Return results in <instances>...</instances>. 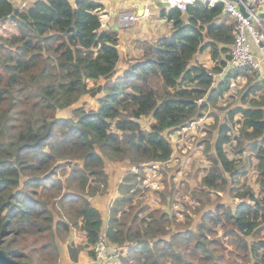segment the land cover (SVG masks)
<instances>
[{"label":"trees","instance_id":"obj_1","mask_svg":"<svg viewBox=\"0 0 264 264\" xmlns=\"http://www.w3.org/2000/svg\"><path fill=\"white\" fill-rule=\"evenodd\" d=\"M19 2L0 0V248L22 264H35L32 250L53 261L63 247L58 233L70 230L65 218L71 217L72 225L80 222L92 256L104 220L91 197L108 192V159L139 168L120 184L106 228L111 243L129 244L121 264H264V78L246 68L214 79L234 40L222 5L196 1L184 13L163 11L173 19L171 33L134 39L139 55L123 66L119 33L104 27L100 0ZM206 48L221 65L208 69L193 62ZM241 77L249 86L229 113L231 119L241 114L234 156L224 148L231 125L220 123L207 145L210 165L191 190L200 207L213 201L214 208L196 224L186 213L187 223L178 221L174 230L166 210L149 225L122 220L120 210L131 214L137 206L146 179L140 171L171 160L175 148L168 134L202 119ZM86 94L96 107L76 105ZM149 116L146 127L141 118ZM251 166L258 191L244 179ZM225 191L240 201L227 204ZM144 210L137 206L135 216ZM41 239L47 240L34 245ZM67 247L74 264H84L79 247Z\"/></svg>","mask_w":264,"mask_h":264},{"label":"rangeland","instance_id":"obj_2","mask_svg":"<svg viewBox=\"0 0 264 264\" xmlns=\"http://www.w3.org/2000/svg\"><path fill=\"white\" fill-rule=\"evenodd\" d=\"M35 0H20L19 3H30ZM75 3V2H73ZM109 13L105 12L104 9L101 13L102 16L106 17ZM264 17V12H263ZM116 22V17H115ZM103 23V22H102ZM163 26V24H162ZM161 26V28H162ZM5 26H1V31H4ZM138 27H140V36H138ZM164 27V26H163ZM144 26L142 24H138L135 27H125L124 28V37L123 41L121 40V55H122V65L127 66L135 57L139 55L137 49L133 48L134 39L138 37H146L147 34H144ZM129 36V37H128ZM151 37V36H150ZM152 38H156L153 36ZM200 55H195L193 60L194 63H206L207 65H213L212 58L206 60L205 58L201 59ZM91 85H93L92 81H90ZM249 83L246 80L236 79L232 80V84H230L229 91L225 93L224 97L219 98L217 104H211L204 110L203 118L195 121L189 127H186L181 130H176L175 132L168 134L170 139L173 141V146L175 148L174 153L170 161L165 163H156L149 164L144 167V169H140L139 171L143 174V177L146 179L143 181L141 179L142 184L139 185L138 195L135 197L134 202L137 206L142 205L145 207V210L136 215V208L132 209V213L126 214L125 211L119 212V217L122 220L127 222H131L134 218L136 221V226L141 224H148L152 220L154 214L159 211H168L172 216V219L169 221L170 227L172 230L178 226V221L182 223H187L186 213H190L191 216L194 217L196 224L197 220L200 216L214 208L215 204L212 201L210 204L205 207H200L197 203H195L191 198V190L199 184L201 176L204 174L205 169L210 165L207 159V151L210 141H214L217 135L218 125L220 123H230V131L229 137L230 141L224 144V148L228 151L229 155L233 157V153L231 152L232 145H234L235 138L238 136V132L240 129V117L241 114L238 113L235 115L233 119L230 118L229 113L231 109H233L236 105H239L241 102V96L243 92L248 88ZM242 103V102H241ZM85 105L88 107H96L97 101L94 97L86 94L81 97V99L76 103V105ZM71 108L65 109L62 111L63 114H69ZM153 120V117H143L141 118V122L149 127L150 122ZM209 139V140H208ZM249 155V159H252L255 162V158L252 157L253 154H245ZM107 165L111 172H117L118 167L114 162L107 159ZM111 161V162H109ZM117 163V162H116ZM121 167H125V164H120ZM139 168L136 167L135 171ZM131 171L127 168L121 171V180L124 177L134 178V176L129 173ZM114 174V173H113ZM62 176V173L58 174ZM142 177V178H143ZM164 179H171L174 186L171 185L166 186ZM245 181L247 183L252 184L256 187V190H259V183L256 180H259L257 175L255 174L253 167L251 166L250 171L247 175H245ZM120 182H118L120 189ZM161 183H163L164 187H160ZM110 185V184H109ZM162 186V185H161ZM109 187V186H108ZM114 186H111V190H113ZM109 190V189H108ZM223 195V200L227 202V204L234 205L235 203L240 201V196L230 195L228 191L221 192ZM108 195V194H106ZM217 195L213 193L211 196L212 200L216 199ZM95 198V197H94ZM92 199V197H91ZM92 201V200H91ZM93 203V202H92ZM59 203H55L54 205V213L59 216L61 210L59 208ZM66 222L69 224L70 230H63L58 233L59 243H63V247L60 251L59 258L51 261L49 257H47L44 253L36 250L30 251V255L33 258L35 264H74L72 261L66 263V259H70V254L68 253V247L70 243L78 246L81 255L80 261L84 264H93L90 261V258H87L85 252L87 250V242L85 238L84 230L80 226V222L78 221L77 225L71 224V217H66ZM193 224V225H195ZM104 226V224H103ZM102 234L105 235V229L103 228ZM102 235V236H103ZM67 237L64 241L63 239ZM47 239L37 240L34 245H38L43 243ZM63 240V241H62ZM19 242V241H18ZM128 245H120L118 247L117 253H112L110 257L109 264H121L122 256H125L128 252ZM226 250L228 258H232L233 254L230 252L231 246ZM89 249V247H88ZM81 256H85L82 258ZM21 262V261H20Z\"/></svg>","mask_w":264,"mask_h":264},{"label":"built area","instance_id":"obj_3","mask_svg":"<svg viewBox=\"0 0 264 264\" xmlns=\"http://www.w3.org/2000/svg\"><path fill=\"white\" fill-rule=\"evenodd\" d=\"M196 1L208 5L220 3L224 15L223 20L233 23L234 40L231 44L230 56L222 65V71L214 74V79H220L232 69L246 68L256 70L264 78V67L262 66V60H264V17L262 15L264 0H121V8L117 11L115 24L117 28L134 27L143 14H151L153 7H161V10L166 12L172 8H178L184 13L188 5ZM240 3L247 15L241 10ZM163 17L165 21L172 24L173 19H168L165 15ZM104 18L101 15L103 25ZM212 63V66L203 64L208 69H212L216 64L221 65L220 60H212ZM117 246L109 241L105 231V235L101 236L92 246L94 254L90 256V261L93 264H109L111 254L118 252Z\"/></svg>","mask_w":264,"mask_h":264},{"label":"crops","instance_id":"obj_4","mask_svg":"<svg viewBox=\"0 0 264 264\" xmlns=\"http://www.w3.org/2000/svg\"><path fill=\"white\" fill-rule=\"evenodd\" d=\"M100 2L103 3V5H104L103 6L104 11L109 13L108 16H106L104 18V27L105 26L107 27L110 25L115 27V30H117L119 33L120 39L123 41V37H124V31L123 30H124V28H117V26L115 24V17L117 15V11L121 8V0H100ZM162 12H163V10H161V7H159V8L153 7L150 15L143 14V16L140 18L137 25L142 24L144 26V28H145L144 34L145 35L147 34V36H149V37L150 36L151 37H153V36L159 37V36H162L164 34L171 33L172 24L165 21L163 15H162L163 14ZM162 24L164 27L162 26ZM161 26H162V28H161ZM138 36H140V27H138ZM133 48H135V46H133ZM196 55H200L199 57L201 59L205 58L206 60H209L210 58H212L211 52L209 51V48H206L205 50L198 52ZM262 66L264 67V60H262ZM241 79L245 80L244 77H241ZM109 162H111V161H109ZM114 163L117 164L116 165L118 167L117 172H111L108 165H107V162L105 164L106 171L109 172V174L111 175V183L108 187L109 190L106 193L108 195H106V194L105 195H96V196H93L91 199L93 204L96 207H98L102 213L103 220H104L103 228L105 229V231H106L107 225L109 224V220H110L112 202L116 197L121 195L118 182L121 181V183H122L123 179L122 180L120 179L122 176L120 173L122 170H124V168L131 170L132 173L136 169V167H133L130 165L129 161H120V162H117V163L114 162ZM123 163L125 164V167L120 166V164H123ZM112 185L114 186L113 190H111ZM134 204L137 205L135 202H134ZM87 251H88V247H87L85 254H86L87 258H90ZM81 257L84 258L85 256H81ZM67 262L71 263L72 260L66 259V263Z\"/></svg>","mask_w":264,"mask_h":264},{"label":"water","instance_id":"obj_5","mask_svg":"<svg viewBox=\"0 0 264 264\" xmlns=\"http://www.w3.org/2000/svg\"><path fill=\"white\" fill-rule=\"evenodd\" d=\"M240 8L247 15L243 5L240 3ZM0 264H22V262L12 258L11 256L7 255L3 249L0 248Z\"/></svg>","mask_w":264,"mask_h":264},{"label":"clouds","instance_id":"obj_6","mask_svg":"<svg viewBox=\"0 0 264 264\" xmlns=\"http://www.w3.org/2000/svg\"><path fill=\"white\" fill-rule=\"evenodd\" d=\"M213 60V59H212ZM203 63V62H202ZM108 226V225H107Z\"/></svg>","mask_w":264,"mask_h":264}]
</instances>
